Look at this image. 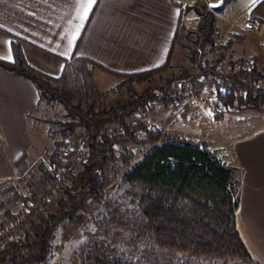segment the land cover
<instances>
[{"label":"rangeland","instance_id":"obj_1","mask_svg":"<svg viewBox=\"0 0 264 264\" xmlns=\"http://www.w3.org/2000/svg\"><path fill=\"white\" fill-rule=\"evenodd\" d=\"M175 1L185 10L183 22L190 37L193 38L197 32L199 17L192 7L202 1L211 4L218 0ZM252 1L254 0H231L219 12H215L217 29L214 46L205 47L195 62L191 60L190 48L179 45L172 55V68L147 75L140 81H132L131 92L114 91L111 88L105 91L98 89L99 94L89 98L81 96L74 101L102 108L123 103L130 99L134 92L140 93L148 86L153 87L158 96L149 103L146 111L133 113L128 122L144 123L148 128H158L166 134L178 137L210 141L216 155L229 163L226 149L224 147L221 149L219 139L215 136L218 135L217 126L215 123L210 126L209 132L207 121L212 122L216 113L223 114L228 110V116L234 122L237 108L227 109L220 103L200 99L191 102L195 88L192 85L193 91H190L187 86L191 84L190 76H195V81L198 82L203 62L210 59L213 66L220 64L224 66L223 73L213 74L214 82L216 77L228 75L236 70L233 69L234 60L239 61V66L242 59L246 62L248 58L230 53V43L233 39L244 35L233 32L228 27L227 15L243 12ZM215 47L216 50L213 49ZM182 69L186 71L188 77L183 76ZM172 95L173 100H163V96ZM200 105L206 106L202 108L203 118L192 113L186 115L192 106ZM263 106L264 103L260 107ZM64 113L62 107L56 103L49 105L41 103L37 107L29 120L34 135L27 160L28 171L20 174L12 182L0 184V189L11 184L15 190L28 196V202L32 200L33 193L39 197L54 184L50 179H46L44 183H37L41 175L40 165L55 176V168L60 164L70 145L85 147L80 130L65 139L58 135L55 137L49 135V126L44 123V118L64 120ZM203 127L207 128L208 134L203 131ZM132 132V135L127 134L116 124L104 126L100 139L113 146L117 157L115 161L104 166V172L110 181L100 190L98 196L88 197L76 213L53 228L45 258L30 264H256L249 254L246 255L240 250L232 234L227 231V223L219 213H214L208 221L207 217L194 215L192 203L188 199L141 182L124 179L125 173L132 165L142 160L143 155L152 146L151 143L143 141L145 133L142 130ZM61 140L65 145H58L60 143L57 141ZM122 151L130 154V165L122 161ZM77 170L76 166L71 175ZM70 176L56 182L63 193ZM2 199L3 195L0 197V200ZM27 202L6 204L13 218H7L0 209V228L8 223L17 222L24 238L29 219L34 215L45 216L52 210L50 205L39 211L30 212L27 209ZM1 222L4 224L1 225Z\"/></svg>","mask_w":264,"mask_h":264},{"label":"crops","instance_id":"obj_2","mask_svg":"<svg viewBox=\"0 0 264 264\" xmlns=\"http://www.w3.org/2000/svg\"><path fill=\"white\" fill-rule=\"evenodd\" d=\"M78 15V0H0V60L13 61L11 46L17 42L26 62L51 76H59L64 60L72 55L112 71L136 73L161 66L171 49L173 55L179 46L173 47L180 18L174 0H97L70 46L80 23ZM248 18L263 24L261 33L244 30ZM227 20L233 32L244 35L230 43L232 55L264 56V0L252 1L243 12L227 15ZM91 74L100 91L122 80L98 67L91 68ZM38 102L39 92L31 81L0 66V184L20 176L17 160L23 154L28 160L34 135L29 120ZM203 107L192 106L186 115L203 118ZM228 112L207 125L210 132L215 123L221 149L238 168V234L251 259L264 264V106L236 109L234 122ZM203 131L209 133L206 127Z\"/></svg>","mask_w":264,"mask_h":264},{"label":"trees","instance_id":"obj_3","mask_svg":"<svg viewBox=\"0 0 264 264\" xmlns=\"http://www.w3.org/2000/svg\"><path fill=\"white\" fill-rule=\"evenodd\" d=\"M230 1L222 0V5L218 7H209L210 4L203 1L193 6L199 20L197 32L191 38L183 22L185 10L174 0L180 8V18L173 36V47L188 46L191 60L195 62L205 47L214 46L217 29L215 12H219ZM11 47L13 61L0 60V66L28 79L36 86L39 92L38 106L41 103L45 105L56 103L62 107L65 112L64 120L49 117L43 120L49 126V135L53 137L58 135L65 139L80 130L82 143L88 150V159L84 164L77 165L78 170L74 175H71L72 173L68 175L71 176L65 186L66 190L52 200V210L45 216L34 215L30 218L23 240L12 241L7 249L0 251V264H30L42 261L53 228L76 213L88 197L98 196L100 190L110 181L104 172V166L115 161L117 157L113 146L100 139L101 131L107 124H116L130 135L133 130H142L145 133L143 141L152 144L142 160L132 165L125 173L126 181L141 182L149 187L188 199L192 203L194 215L207 217L208 221L214 213H219L227 223V231L232 234L240 250L248 254L236 229L235 221L240 189L238 168L219 158L209 142L166 134L158 128H148L144 123L128 122L133 113L146 111L149 103L158 96L155 88L148 86L140 93L134 92L133 96L123 103L102 108H94L74 101L81 96L89 98L100 93L92 77L91 68L98 67L122 78L111 88L112 90L131 92L132 81H140L147 75L172 68V49L164 64L136 73L112 71L87 57L72 55L64 60L61 74L55 77L29 65L17 42H12ZM253 60L249 68L243 66L245 59H242L235 71H231L228 75H218L217 78L227 82L230 88L228 94L219 96L222 107L259 108L264 103V88L257 85L259 80L264 79V65L260 67L256 65L257 57ZM185 73L186 71L183 76L188 77ZM212 74L217 73L212 72ZM189 81L195 89L199 87L195 76H190ZM237 89H246L247 92L245 95H236ZM173 97V95L163 96V100H173ZM215 117L218 118L219 113H216ZM57 143H60L59 146L65 145L63 140ZM121 154L122 161L130 165V154L126 151H122ZM17 165L21 175L28 171L26 154L17 160ZM39 169L41 175L38 184L44 183L46 179L56 184L57 179L50 171L42 165ZM2 195L4 199L0 200V209L7 218L14 216L6 208V204L14 205L28 200V196L15 190L11 184L0 189V197ZM37 198L38 195L33 193L32 200ZM189 220H191L190 216ZM3 224L1 222V225Z\"/></svg>","mask_w":264,"mask_h":264},{"label":"built area","instance_id":"obj_4","mask_svg":"<svg viewBox=\"0 0 264 264\" xmlns=\"http://www.w3.org/2000/svg\"><path fill=\"white\" fill-rule=\"evenodd\" d=\"M262 23L254 22L252 19L248 18L244 26V30L248 33H261L262 32ZM216 50V47L213 48ZM213 50V51H214ZM254 62L253 58L247 59L243 63L245 68H249ZM258 67L264 65V56L258 58L255 62ZM212 59L202 64V74L198 79L199 87L194 91L192 84H188L187 88L190 91H193V96L191 102L196 99L202 101H209L213 103H220L219 96L226 95L229 93L230 88L229 84L225 81H222L216 77L215 82L213 81L212 71L214 70L217 74L224 72V66L222 64L213 66ZM239 66V61L234 60L233 69H237ZM214 67V68H213ZM257 85L261 88H264V79L259 80ZM246 89H237L235 91L236 95H245ZM70 141V139H69ZM72 143V142H71ZM88 159V150L84 146H72L66 150L60 165L55 168V178L57 181H63L67 176L73 173L74 168L77 165L84 164ZM61 193L57 184H53L48 188V191L45 194L39 196L36 200H30L27 202V209L30 212H36L41 210L43 207H48L51 205L53 199H56ZM23 239L22 234L19 230V224L17 222H11L6 224L4 227L0 228V251L7 249L8 245L12 241H21Z\"/></svg>","mask_w":264,"mask_h":264},{"label":"snow or ice","instance_id":"obj_5","mask_svg":"<svg viewBox=\"0 0 264 264\" xmlns=\"http://www.w3.org/2000/svg\"><path fill=\"white\" fill-rule=\"evenodd\" d=\"M97 0H78L79 3V15L78 19L80 23L75 28V33L72 36V39L69 41L70 46H72L76 39L79 36V33L81 31V28L84 24V22L89 18V15L96 4ZM218 5H209V7H216Z\"/></svg>","mask_w":264,"mask_h":264},{"label":"water","instance_id":"obj_6","mask_svg":"<svg viewBox=\"0 0 264 264\" xmlns=\"http://www.w3.org/2000/svg\"><path fill=\"white\" fill-rule=\"evenodd\" d=\"M210 5H218V6H221L222 5V0H218L217 2L211 3ZM218 6H216V7H218Z\"/></svg>","mask_w":264,"mask_h":264}]
</instances>
